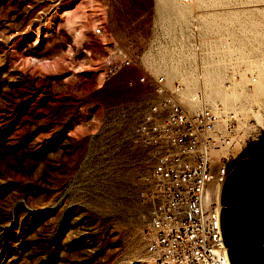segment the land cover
Segmentation results:
<instances>
[{
  "label": "rangeland",
  "instance_id": "rangeland-1",
  "mask_svg": "<svg viewBox=\"0 0 264 264\" xmlns=\"http://www.w3.org/2000/svg\"><path fill=\"white\" fill-rule=\"evenodd\" d=\"M149 6L0 0V264H161L140 233L141 88L109 72L113 47L142 42Z\"/></svg>",
  "mask_w": 264,
  "mask_h": 264
},
{
  "label": "built area",
  "instance_id": "built-area-1",
  "mask_svg": "<svg viewBox=\"0 0 264 264\" xmlns=\"http://www.w3.org/2000/svg\"><path fill=\"white\" fill-rule=\"evenodd\" d=\"M260 6L150 0L140 45L112 48L109 72L130 71L126 84L141 88L134 126L147 165L137 191L145 206L140 233L161 264H228L219 189L230 166L264 139V97L255 91Z\"/></svg>",
  "mask_w": 264,
  "mask_h": 264
},
{
  "label": "water",
  "instance_id": "water-1",
  "mask_svg": "<svg viewBox=\"0 0 264 264\" xmlns=\"http://www.w3.org/2000/svg\"><path fill=\"white\" fill-rule=\"evenodd\" d=\"M248 156L230 166L218 194L228 264H264V146Z\"/></svg>",
  "mask_w": 264,
  "mask_h": 264
},
{
  "label": "bare ground",
  "instance_id": "bare-ground-1",
  "mask_svg": "<svg viewBox=\"0 0 264 264\" xmlns=\"http://www.w3.org/2000/svg\"><path fill=\"white\" fill-rule=\"evenodd\" d=\"M261 52H262V49L260 51V55H258L256 59L258 70H259V77L256 83L255 91H256V94L258 95H261L264 92V54Z\"/></svg>",
  "mask_w": 264,
  "mask_h": 264
}]
</instances>
